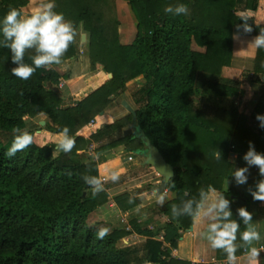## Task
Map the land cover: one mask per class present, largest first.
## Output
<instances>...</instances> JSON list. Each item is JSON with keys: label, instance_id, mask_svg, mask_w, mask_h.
<instances>
[{"label": "trees", "instance_id": "trees-1", "mask_svg": "<svg viewBox=\"0 0 264 264\" xmlns=\"http://www.w3.org/2000/svg\"><path fill=\"white\" fill-rule=\"evenodd\" d=\"M123 1L135 22V35L128 44L118 41L112 0H54L55 11L63 13L76 30L80 23L85 32L89 68L98 64L108 75L71 105H63L60 95L46 86L56 84L60 78L52 67L37 69L30 79L21 80L11 73L15 65L10 51L0 47V134L8 135L4 142L0 139V264H200L170 255L178 236L189 228L193 218L173 220L170 206L198 197L201 188L222 192L232 202L233 218L240 223L241 231L244 229L237 209L243 206L248 210L249 201L255 200L250 192L244 196L232 187L224 188L223 182L231 177L250 141L256 151L264 153V128L258 120L255 130L247 122L264 111V106L257 101L246 117L231 105L207 102L213 97L235 96V87L213 80L197 90L194 83L198 72L217 76L222 67L228 66L232 28H243L239 16H249L252 33L259 34L263 26L252 22L256 0ZM26 3L0 0V19L10 8L20 9ZM177 3L188 5L190 14L172 16L164 12L167 5ZM237 3L241 13L233 12ZM33 54L31 50L26 52V63H31ZM72 55L73 43L62 61ZM249 80L264 83V49L255 51ZM132 84L137 86L131 92L135 122L173 169L162 191L166 193L164 205L152 208L154 215L166 219L159 228L162 242L152 238L157 230L137 221L138 214L127 216L132 232L144 237L139 259L134 258L136 248L118 245L128 234L121 226L111 228L104 239H97L99 225L87 219L109 200L126 213L140 200L125 191L109 196L104 190L92 197L91 188L82 179L84 174L107 178V163L86 155L88 145H93L90 152L94 155L122 146L124 153L134 156L143 147L131 134L122 135L130 122L129 113L111 119L105 111L115 97L123 99L124 91ZM194 95H198L200 104H194ZM38 115H44L45 129L52 133H60L67 126L76 140L73 150L53 155L51 145L33 143L15 156L6 157L14 138L13 128L32 134L36 125L25 128L26 120ZM89 120L91 126L87 125ZM217 148L222 152L220 161L212 155ZM259 179L255 168L251 188ZM130 195L136 197L132 204L128 203ZM243 251L238 249L236 255ZM214 256L226 258L222 250H215Z\"/></svg>", "mask_w": 264, "mask_h": 264}, {"label": "clouds", "instance_id": "clouds-1", "mask_svg": "<svg viewBox=\"0 0 264 264\" xmlns=\"http://www.w3.org/2000/svg\"><path fill=\"white\" fill-rule=\"evenodd\" d=\"M54 0H41L40 5L31 13L25 14L17 8H10L0 19V47L7 48L11 53V61L15 65L11 73L21 79H30L37 69H50L53 65H59L62 57L67 52L77 37L74 24L66 20L63 13L55 11ZM164 12L172 16H188L190 9L184 3L167 5ZM243 21L244 32H251L252 26L247 22L249 16H239ZM257 24V23H256ZM259 26V24H257ZM238 28L240 26H237ZM238 38V37H234ZM248 46L254 49H264V27L259 34L249 41ZM33 51L30 57L31 63L25 62V54ZM259 126L264 128V114H257ZM14 138L11 146L5 152L6 157H13L18 151H23L34 143V137L28 131H22L19 127L13 128ZM76 140L70 135V129L65 126L60 132V138L56 144L57 151L70 153L75 147ZM46 147V145H40ZM213 157L220 161L222 152L218 148L214 150ZM246 166L234 168L232 177L237 185H244L248 181L250 167L258 168L261 179L256 181L255 188H249L253 200L264 202V153L256 151L253 143L249 142V148L243 155ZM72 175L71 172L68 173ZM86 185L91 188L92 197L105 190V180L98 176L84 174L82 176ZM107 179L117 182L120 173L113 171ZM188 194L185 193V196ZM156 204L163 206L166 201V193L159 188L153 190ZM136 197L129 196L128 203H134ZM231 201L222 193L216 192L210 196L208 190L201 188L198 197L183 199L179 204L170 206L171 218L176 220L182 216L199 217L206 222L205 229L200 233L201 237L210 244L214 250H222L226 254L227 264H235L238 249H244L247 253L248 264H259L258 258L261 251L253 246L254 242L261 239L257 227L253 224L252 213L245 207L237 209V214L242 220L244 229L237 219L233 218ZM140 212V207L135 209ZM93 227V225H89ZM111 232L107 226L96 228L97 239H104ZM239 233L240 244H237Z\"/></svg>", "mask_w": 264, "mask_h": 264}, {"label": "crops", "instance_id": "crops-1", "mask_svg": "<svg viewBox=\"0 0 264 264\" xmlns=\"http://www.w3.org/2000/svg\"><path fill=\"white\" fill-rule=\"evenodd\" d=\"M114 5V12L116 19L118 21L117 25V34L118 41L120 44H128L131 42L135 35V22L134 18L126 4L123 0H112ZM41 3V0H27V3L20 8V10L24 11L25 14L31 13L34 11ZM239 3L234 7V13H241L242 9L238 6ZM252 22L253 24L264 27V0H256V7L252 13ZM257 23V24H256ZM78 39L73 43L74 45V55L63 60L59 65H54L52 68L56 71L57 74L60 75L58 82L56 84L47 83L46 86L52 90H55L62 99L63 105H71L74 101L83 98L87 93L93 90L95 87L100 85L103 81L108 78V75L105 74L101 70V66L95 64L93 69L89 68L88 59L86 55V34L81 29L80 23L77 27ZM84 34V40L80 41V35ZM251 32H244L241 27H233L232 28V45H231V57L228 66L222 67L219 75L213 76L211 74L198 72L195 79V87L197 90H202L207 81H216L221 84L231 85L236 88L237 94L235 96H231L229 98L219 99L216 97L215 100H226V103H214L221 106L231 105L236 109V112L242 114L246 117L249 116L253 106L257 101H261V104L264 106V83L261 82H252L249 80L250 72L253 68L254 56L256 49L248 46L249 41L255 37ZM238 37V38H234ZM78 43V44H76ZM196 50H202V48L194 47ZM60 87H57L58 85ZM127 90V89H126ZM125 91H124V100H125ZM122 100V99H121ZM120 100V101H121ZM119 101V102H120ZM130 106L131 104L125 100ZM114 102V99L111 103ZM209 103V102H208ZM211 104V103H209ZM114 109V108H113ZM124 109V108H123ZM107 112V111H106ZM259 114H264V111ZM121 115H124V110L121 112ZM40 120L37 121V126L33 129L32 135L34 137V143L36 145H51L52 154L56 155L58 153L56 149V144L60 138V133H52L45 129L44 115H39ZM39 121H43V124H39ZM248 124H252L254 130L257 127V119L249 118ZM125 128V127H124ZM35 133V134H34ZM108 156L107 154H111ZM122 146H116L111 148L109 152L100 153L97 155H90L91 159L98 163H107L106 171L107 177H109L112 173L111 170L117 171L120 174L124 173L123 168H114V165L118 162H115L120 159V156L123 155ZM106 154V155H105ZM127 155V154H126ZM235 155H232L234 158ZM142 163V162H141ZM246 166V162L243 158L235 163L234 168L244 167ZM149 167V166H148ZM256 167H250L248 173V181L244 185H237L235 183L234 178L231 177L229 179L224 180L223 187H232L238 193L248 196V189L251 187V183L253 180L254 172ZM156 176V173H153ZM110 183V182H109ZM108 185V184H107ZM156 185H152L151 187H155ZM138 187V186H137ZM106 190H110L109 185L106 187ZM210 196L215 195V190H208ZM147 191H139L131 192L132 195H135L139 200L141 195H144ZM109 196L113 194L108 192ZM116 194V193H115ZM155 201V197L152 199ZM105 204V203H104ZM108 207H111L117 214H122L113 204L111 200L107 204ZM102 206V205H101ZM100 206V207H101ZM98 207L97 209H100ZM140 207V212L137 213L135 209ZM142 203L140 202L136 207H134L131 213L140 214ZM97 209L92 211L95 212ZM248 211L252 213L253 224L257 227V230L260 233L261 239L259 241L254 242L255 247L258 249L264 248V202L261 201H249L248 203ZM90 213V214H91ZM158 218L162 221H165L164 217L158 216ZM139 219V218H138ZM163 225V224H162ZM206 222L201 218L196 217L192 218V223L190 225V229L183 230L176 240V245L174 248L170 250V255L178 260H186L191 263H200V264H216L212 262L211 259H215V261L219 262L223 259H216L214 256L215 250L211 248L210 244L207 240L203 239L200 233L205 229ZM161 228V227H160ZM157 232H162L161 229L157 230ZM136 235V234H135ZM137 236V235H136ZM140 237V235H138ZM130 237L126 236L121 241L123 243L128 244ZM129 239V240H128ZM142 241L144 237L141 236ZM133 243V242H132ZM259 264H264V253L261 251L260 256L258 258ZM134 264H158L152 262H134ZM227 264V263H225ZM235 264H248L247 253L244 250L242 253L236 255Z\"/></svg>", "mask_w": 264, "mask_h": 264}, {"label": "rangeland", "instance_id": "rangeland-1", "mask_svg": "<svg viewBox=\"0 0 264 264\" xmlns=\"http://www.w3.org/2000/svg\"><path fill=\"white\" fill-rule=\"evenodd\" d=\"M24 12V11H23ZM78 39V34L76 37V40ZM78 44V43H76ZM60 87V86H57ZM137 86L132 84L129 85L127 90H125V100H127L130 104H131V92L136 88ZM193 102L194 104L199 103L200 101L198 98V95H194L193 97ZM124 100V99H123ZM120 98L119 97H115L114 98V102L110 103L106 108L105 111H107V113L110 115L111 119H115L121 115V112H123L124 110V114H126V110L123 109V107L120 105ZM211 104L214 103H226V100H215V98H211L210 101H207ZM114 108V109H113ZM39 115L31 118V119H27L26 120V127L28 128L30 126H37V121L40 120L38 119ZM40 124V123H39ZM129 124L125 126V128H128ZM24 128V129H25ZM35 129V127H34ZM35 134V133H34ZM8 138V135L5 133H1L0 134V139L1 141H5ZM89 147V145L87 146ZM91 151V150H90ZM90 151H88V148L85 150L86 155H94L92 154ZM109 150L104 151L103 153L109 152ZM106 155V154H105ZM108 156L112 155L111 154H107ZM91 158V156H90ZM118 162L114 165V168H117V166L119 168H123L124 169V173L120 174V179L117 182H112L110 179H103L105 180V186L110 187V190H106V192H110L113 195L115 193H119L122 191L131 193V192H135L136 190H143V191H147L145 192L144 195H141L140 197V202L142 203V208H141V213L137 216L140 220V224L142 226H145L146 228L151 227V230H158L161 226H162V221L158 218L157 215H154L152 213V208L156 205V202L152 200V197L150 195V193L148 192V190L151 188L152 185H157L160 182V176L156 174V176H154V171L153 169L148 165L142 164V158L139 156L138 152H134V156L132 154H128L126 155V153H123L122 156H120V159L115 161ZM113 172V170H111ZM110 182V183H109ZM108 184V185H107ZM138 186V187H137ZM109 201H107L105 204H103L100 209H97L95 212L89 214L87 221L89 223L92 224H97L99 226L104 225L109 227L110 229L113 227H120L121 224L118 221V216L116 214V212L111 208L108 207ZM128 211V214H131ZM119 215V214H118ZM137 235V234H136ZM132 236L130 237V241H128V244L123 243L122 241H119L118 245L120 246H129V247H134L136 248V252L134 253V258H138L141 256L142 252L140 250V246L142 243V239L141 236L139 237L137 236ZM128 239V240H129ZM133 242V243H132ZM135 261H132V263L130 264H134Z\"/></svg>", "mask_w": 264, "mask_h": 264}, {"label": "water", "instance_id": "water-1", "mask_svg": "<svg viewBox=\"0 0 264 264\" xmlns=\"http://www.w3.org/2000/svg\"><path fill=\"white\" fill-rule=\"evenodd\" d=\"M83 40L84 34H81L80 41L82 42ZM120 105L130 114L129 127L122 130V135L131 134L132 137L140 140L143 147L136 152H138L139 156L142 158V164L150 166L153 171L160 176V182L155 188L164 191L166 183L173 174L172 166L163 159L157 148L149 142L140 127L136 124L135 112L132 106L123 99L120 101ZM39 123L43 124V121H39ZM188 229H190V226Z\"/></svg>", "mask_w": 264, "mask_h": 264}, {"label": "built area", "instance_id": "built-area-1", "mask_svg": "<svg viewBox=\"0 0 264 264\" xmlns=\"http://www.w3.org/2000/svg\"><path fill=\"white\" fill-rule=\"evenodd\" d=\"M58 86H61V85L59 84ZM91 123H92V120H89L87 122V125L91 126ZM92 148H93V145L90 144L89 147H88V151H90ZM154 189H155V187H151L148 190V192L150 193L151 196H153V190ZM127 216H128V213L122 212V214L118 215V221L121 224V227L124 229V231L128 232L127 237L128 236L132 237V236H135V233L132 232V230H131V227H130L128 221H127ZM164 220L166 221V219H164ZM137 221H139V219ZM148 228L152 229L151 227H148ZM152 238L162 242V240H163L162 239V232H157ZM263 253H264V251H263ZM211 261L215 262L216 264H225V263H227V259H223L222 261L217 262V261H215V259L212 258Z\"/></svg>", "mask_w": 264, "mask_h": 264}]
</instances>
